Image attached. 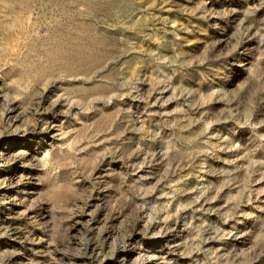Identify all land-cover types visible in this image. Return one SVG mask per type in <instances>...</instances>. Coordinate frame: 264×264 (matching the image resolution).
I'll return each instance as SVG.
<instances>
[{"label": "rangeland", "instance_id": "1", "mask_svg": "<svg viewBox=\"0 0 264 264\" xmlns=\"http://www.w3.org/2000/svg\"><path fill=\"white\" fill-rule=\"evenodd\" d=\"M0 264H264V0H0Z\"/></svg>", "mask_w": 264, "mask_h": 264}]
</instances>
